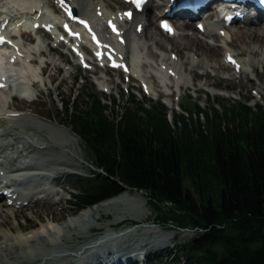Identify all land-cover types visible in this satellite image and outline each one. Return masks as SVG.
Returning <instances> with one entry per match:
<instances>
[{"label": "trees", "instance_id": "obj_1", "mask_svg": "<svg viewBox=\"0 0 264 264\" xmlns=\"http://www.w3.org/2000/svg\"><path fill=\"white\" fill-rule=\"evenodd\" d=\"M131 95L120 115L92 93L63 103L93 167L74 179V210L141 191L157 225L194 233L148 253V264H264L262 106L227 102L222 114L189 122L186 108L170 120L160 99Z\"/></svg>", "mask_w": 264, "mask_h": 264}, {"label": "bare ground", "instance_id": "obj_2", "mask_svg": "<svg viewBox=\"0 0 264 264\" xmlns=\"http://www.w3.org/2000/svg\"><path fill=\"white\" fill-rule=\"evenodd\" d=\"M105 1L106 0H66V2L76 10L78 15L85 16L92 21L94 31L103 39L100 49L115 48L117 58L128 62L129 74L137 75L143 81L145 91L149 94L156 95L155 91L145 84L143 80L144 77L140 73L142 65H140L139 59L143 60L144 57L142 56V49L138 46L142 44V48L145 47V44L141 42V37L147 34L148 28H155L153 19H155V21L157 20V30L163 38L167 39L171 37L167 33L165 35L162 33L163 30L159 28V21L161 19L158 17L160 12H165V7L167 6L165 2L169 0H148L142 11H134L129 20L121 18L119 12L115 13L108 9L104 4ZM113 1L123 4L120 0ZM162 2L164 4H161ZM204 9L205 8H201L197 14H192L189 11H185V15H179L178 17L173 14L172 18L168 19L175 29V33L171 37L174 41L172 47L169 49V52H173L174 55L172 54L167 57L163 56L155 62V65H152V63L150 64L158 77L165 83L167 79L182 82L183 84L186 83L184 67L179 60L184 54V51L192 52L187 58L190 62H193L195 55H202L204 58L215 59L219 49L224 51V58L228 55L236 57L233 55L230 47L237 41L243 43L258 42L264 49V29L260 30L255 27L244 28L242 26H237L233 30L232 26L226 27L223 25L225 19L220 17L216 12H208L207 16L204 18L211 20L212 23L210 27L204 26L202 31L196 29V33H193L194 35H188L187 31L192 28L194 18H198L195 24L203 22V20L199 19H201L202 13L205 12L203 11ZM153 10L156 11L155 15L148 16ZM0 16L2 17V21L7 20L8 22H12L13 27L16 28L18 32H21V28L32 30L31 24L33 23L48 24L50 26V32L40 33V27H37L36 31L40 33L41 39V35H55V44L57 45H61L64 42L63 39L59 38L61 34L60 26L63 21L70 20L58 9L54 0H0ZM259 16V14L255 13L251 19L245 18L242 20H233L231 22L242 25L263 23L262 18L257 20ZM108 18L120 22L118 35L123 36V41L121 43L117 42L114 36L110 35L102 26V19L107 20ZM137 25H141L140 32L135 30ZM23 31L25 32L21 34V41L15 40L13 45L0 48V81L4 84V86L0 88V264H62L66 257L79 258L78 264H129L133 257V251H124V247L120 245L119 248L115 241L118 238L121 239L120 235H122V233L115 234L107 231L100 237L92 238L88 242L71 247L63 246V242H61L62 239H58L59 234L56 235L54 233L56 230L65 231L73 226H78L83 236H85L88 230H92L91 223L88 219L93 213L101 210H112L117 206L119 207L125 200L126 191L106 199L92 208H87L54 226L52 223L57 222L61 218V215H52L48 219L51 224L50 226H40L39 228L31 230L29 234L26 235L22 233L27 227L26 223L17 221L16 226L11 224L8 209H11L12 206L18 207V209H12L14 217H16L18 212L24 213L25 210H28L30 214L39 218L45 215L47 216L45 208L50 206L38 201V199L54 198L57 192L45 184L44 171L47 170V166L49 165L61 166L66 163L65 159L62 158L65 156L64 154L59 156L56 153L49 152V147L47 144L45 145L44 142H39L38 145V143H33L25 139L26 133H29L28 135L40 133L32 124L36 125L37 123L41 126L44 125L40 121L29 117V115L26 114L27 112H25L26 109L31 112L36 111L35 107L32 105L33 100H29L25 93L29 91V88L26 89L28 85L26 81L40 74L45 76L50 62L44 61L37 67L38 56H42L43 51L39 48L37 49L34 42L27 44L29 33L27 30ZM0 32L2 34H11L7 30V26L1 28L0 25ZM155 33L156 31H154V36L151 37L153 42L149 47L152 57L155 56L152 47L161 48L163 44L160 39H156ZM198 33L203 34L207 38H214L215 44L198 38ZM77 34L80 33L75 31L69 34L70 42L72 39L76 41L75 36ZM228 38H231V42ZM83 42L82 40L80 44H78L81 51L84 49L82 45ZM15 46L18 47L17 50H15ZM55 49L56 46H47V51L49 53L54 52ZM5 52L8 54L4 55ZM250 52L254 53L253 50ZM129 53L131 54L130 60L128 59ZM60 58L61 55L58 54L57 59ZM236 64L243 66L242 62L237 60V58ZM227 65L228 64H226V66ZM221 66L224 67L225 64L222 63ZM70 67L71 65L66 68L67 71ZM56 70H58L57 67ZM205 76L208 77V73H205ZM149 77L153 78V75L150 74ZM97 78L96 80L99 86L107 92L109 90L107 80L103 76ZM51 80L52 77L48 76V81L50 82ZM37 85L39 84L36 80H32L31 86L36 87ZM213 85H218V82L215 81ZM16 95L21 101H14ZM51 126H53V128L56 127L54 123H52ZM37 127L39 128V126ZM70 136L74 137L71 133ZM42 139L46 141V143L48 142L46 137L43 136ZM26 158L29 159L27 160ZM12 186L20 188L28 187L29 189L25 195L20 196L17 189H11ZM3 188H6L7 192H5ZM136 208L137 211L132 214L139 216L141 210L142 212L144 211V202L141 206H137ZM2 227H6L13 234L17 231L18 233L17 235L10 236L2 230ZM154 232L158 234V236H162L165 240L171 237L168 233L159 230H154ZM107 242L108 244L106 245ZM101 245L102 247H100ZM106 246H108V248H106ZM138 246L142 245L138 243Z\"/></svg>", "mask_w": 264, "mask_h": 264}, {"label": "rangeland", "instance_id": "obj_3", "mask_svg": "<svg viewBox=\"0 0 264 264\" xmlns=\"http://www.w3.org/2000/svg\"><path fill=\"white\" fill-rule=\"evenodd\" d=\"M104 4L115 13H120V10L125 8L124 4H119L113 0H106ZM155 12V10L151 11L148 16H154ZM208 12H215V10L211 9L203 12L201 19H199L203 20L205 27H210L212 23L210 19H204ZM1 19L2 17L0 16ZM153 20L155 28H148L147 34L141 37V42L145 44V47L142 48V44H139L138 47L142 49V56L144 57L143 60L139 59V63L142 65L140 73L144 77L145 84L155 91L156 95L145 93L144 83L137 75L127 74L119 69L109 68L99 61H97V64L95 62L91 63L89 68L80 67L75 62V57L71 53L67 40L63 44L57 45L53 42L50 34L41 35L43 45L40 47V50L43 51V55L38 56V65L44 61H49L50 65L45 72V76H43L44 84L37 85L36 90L32 94V97L35 98L32 101V105L36 111L31 112L26 109L25 112H27L26 114L29 117L40 121L44 125L32 124L40 133L36 135H28L29 133H26L25 139L33 143H38V145L39 142H44L45 145H48L49 152L56 153L59 156L64 154L65 156L62 158L65 159L66 163L61 166L49 165L47 166V170L44 171L45 184L57 192L54 198L38 199V201L50 206L45 208L47 216L45 215L39 218L30 214L28 210H25L24 213L18 212L16 217H14L12 209H18V207L12 206L11 209H8L9 218L13 226H16L17 221L27 224L26 229L22 231L23 234H29L31 230L39 228L40 226H50L51 224L48 219L52 215H61V218L57 222L52 223L54 226L85 210L83 209L78 212L74 210V206L70 202L72 199H70L69 191L73 193L72 187L76 186V183H74L76 175L87 176L93 170V167L90 164V157L81 139L75 134L72 127L65 124L64 102L68 101L74 106L76 100L82 98V94L92 93L99 95L102 101L109 108L111 107L106 113L109 115L112 113L114 115H120L122 113V106L127 104L128 99L132 96L131 92H134L137 100L143 99L142 94L152 100L161 99L166 108L171 111L174 110L175 112L173 111V113L175 114L181 113L183 108L192 111L191 116L186 114L189 122H195L199 119L204 120L205 113L212 118L216 114H222L221 105L227 102L247 101L251 107L255 108L257 104H260L264 109V49L258 42L243 43L237 41L230 47L234 55H237V60L243 64L240 70H234L232 66H226L224 51L221 49L218 50V55L215 59L195 55L193 62H190L187 58L192 52L184 51V54L179 60L184 67L186 83L183 84L182 82H176L170 79H167L165 83L158 77L150 64L155 65V62L163 56L174 55L173 52H169L174 40L171 38L172 36L167 39L163 38L157 30V20ZM193 20L192 28L187 31L188 35H194L196 29H198L195 24L198 18H194ZM104 22L105 19H102V26L106 28ZM229 26H232L233 30L237 26L244 28L255 27L260 30L264 29L261 23L255 25L231 24ZM8 27L10 29L13 28V23L9 21ZM154 31H156V39H160L163 44L161 48L152 47V51L155 53V56L152 57L149 47L153 42L151 37L154 36ZM44 32L43 30L40 31V33ZM162 33L164 35L166 34L165 31H162ZM197 36L200 39L215 44L214 38H207L201 33H198ZM36 37L37 34H29L30 42H34ZM228 40L231 42V38H228ZM48 45L56 46L55 51L49 53L47 51ZM251 50L254 53H251ZM58 54L61 55L60 59H57ZM89 54L91 55V53ZM130 58L131 54L129 53L128 59L130 60ZM222 63L225 64L224 67L221 66ZM70 65L71 67L67 71L66 68ZM56 67L58 70H56ZM205 73H208V77L205 76ZM150 74L153 75V78L149 77ZM48 76L52 77L50 82L48 81ZM99 76H103L107 80L109 86L107 92L99 86L96 80ZM215 81L218 82V85H213ZM14 101L21 100L15 98ZM127 105L131 106V104ZM146 107H148L147 104ZM197 108L203 110L200 116L196 112ZM52 123L56 127L53 128L51 126ZM70 133L74 137L70 136ZM43 136L48 139L47 143L43 141ZM26 159L28 160L29 158ZM77 191L75 190L74 192ZM124 191L127 192L124 197L125 200L119 207L117 206L112 210H101L93 213L88 219L91 223L92 230H88L85 236H83L78 226H73L65 231H54L56 235L59 234L58 239H62L63 246L71 247L88 242L92 238L104 235L107 231L115 234L122 233L120 235L121 239L118 238L115 240L117 246L119 248L120 245L124 247V251L130 250L131 252L132 250V253H137L133 254L132 260H140L139 264H142V258L145 254L162 248L167 249L176 242V239L182 242L194 234L189 230L169 229V227L157 225L154 222L151 208L144 194L141 191L128 188ZM142 201L144 202V211L142 212L141 210L139 216L133 215L132 213L137 211L136 207L142 205ZM2 230L10 236L17 235L18 233L17 231L13 234L6 227H2ZM154 230L168 233L171 237L165 240L162 236H158ZM138 243L142 246H138ZM62 264H78V260L77 258L66 257ZM162 264L171 263L163 261Z\"/></svg>", "mask_w": 264, "mask_h": 264}, {"label": "snow or ice", "instance_id": "obj_4", "mask_svg": "<svg viewBox=\"0 0 264 264\" xmlns=\"http://www.w3.org/2000/svg\"><path fill=\"white\" fill-rule=\"evenodd\" d=\"M130 2L134 3L136 5V7L139 8L145 2V0H130ZM126 15L131 17V12L126 13ZM162 27H164L165 30H167V31H171V28L167 24H162ZM113 28L115 30V26H113Z\"/></svg>", "mask_w": 264, "mask_h": 264}]
</instances>
